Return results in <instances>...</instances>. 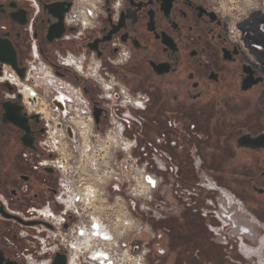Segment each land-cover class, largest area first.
<instances>
[{
  "label": "flooded vegetation",
  "instance_id": "af4514ba",
  "mask_svg": "<svg viewBox=\"0 0 264 264\" xmlns=\"http://www.w3.org/2000/svg\"><path fill=\"white\" fill-rule=\"evenodd\" d=\"M221 8L215 0H0V264H93L90 255L107 259V245H117L129 228L120 220L114 228L122 231L107 230V180L92 172L77 188L56 166L68 158L47 142L48 125H55L67 141L85 142L86 152L91 123L75 116L70 122L81 111L74 95L102 134L110 110L118 117L123 111L115 106L117 84L144 104L129 109L136 121L124 123L135 138L133 154L158 175L155 184L149 179L155 186L146 203L159 205L164 218L183 216L188 204L176 193L180 182L192 189L189 208L204 204L210 216L218 203L207 198L217 192L200 186L206 176L232 192L263 229L264 12L239 17L232 29L223 14L228 8ZM153 156L165 160V170ZM125 184L113 190L123 194ZM126 201L141 220L142 201ZM151 220L165 233L151 225L147 255L167 254L173 264L176 225ZM247 230L245 236L252 234ZM245 236L239 249L252 259L260 239L251 246Z\"/></svg>",
  "mask_w": 264,
  "mask_h": 264
},
{
  "label": "built area",
  "instance_id": "2783aa9c",
  "mask_svg": "<svg viewBox=\"0 0 264 264\" xmlns=\"http://www.w3.org/2000/svg\"><path fill=\"white\" fill-rule=\"evenodd\" d=\"M232 3H234V8H231V10L233 9V12H237L239 14V16L233 15V12H229L230 8H228L229 10L227 11V15L228 17V22H229V26L234 29V24L239 20V17L246 15L247 13L253 12V11H262L264 12V0H231ZM236 7V8H235ZM64 85V90L68 91V92H75V94H77V91L72 89L71 87H67V84L63 83ZM107 87L109 88L108 91V95L107 97L109 99L112 98V89H113V85L112 84H108ZM116 92L118 93V100L115 103V106H119V108L123 109V111L120 113L119 117L118 115L115 114V112L113 110H110L109 112V126L106 128V130L104 131V135L103 137H105V142L102 145L103 147L101 148H97L96 152L97 154H95L94 156L88 157L87 151L84 152V149H82L83 151H79V156L78 159L74 158V154L72 152L67 153L65 155V153L67 152V147L69 149V145L70 142L67 141L64 137H62L63 133L62 131L57 128V126L55 125H48V129H47V142H48V147L56 152H61L60 156L62 155V158L65 159H69L70 160V164L68 163V159L66 161H62V160H58L56 163V166L62 170L63 172H69L72 177L75 179V184L76 187L78 188L79 185L83 184V178L85 177L84 175L87 174V172L92 173L95 172L96 173V165L98 163V160H100V162H102L104 159H106V166H108L107 164L111 161L112 159V155L108 152L109 146H107V144L111 145L115 150V152H121V154H123L122 156L123 158V162H124V166L122 167L123 169V175H121V179H127L129 181V178L132 179L135 182V188H132V196L134 197V195L140 197V195H137V193L139 192V190H141V187L147 186V192L142 194L141 196L145 198V201L142 203H146L148 201H150L153 190H154V184H155V180L156 175L154 172H152L149 168H148V163L149 160H146L145 162H143L141 164V168L137 167V162L139 163V158L136 157L133 154V149L135 147V138L134 135L132 134V137H129L128 135L125 134V123H124V118L125 119H133V120H137L136 118H134L131 114L129 109H135V110H141L144 107L143 104V100L139 97V95H135L133 93H131L127 87H125L124 85L121 84H117L116 86ZM78 98V104H79V108L80 110H77V108L75 109V111L72 113V116L70 117V122L72 120V117L75 116V118L77 119H81L84 122H90L91 123V132H90V136H93L97 139V141L100 140L101 137V133H98L96 131H94L93 126H92V119L91 116L89 115L88 112H85V109L87 107L84 99H80V96L78 95H74ZM89 136V139L91 138ZM88 139V142H89ZM102 141V140H101ZM80 145H82L79 142ZM83 146V145H82ZM90 148V146H89ZM88 148V149H89ZM65 150V153H63V151ZM62 150V151H61ZM100 150V151H98ZM71 157V158H69ZM95 158V165L92 162V160ZM115 162V161H114ZM153 162L154 164L157 166L158 169L160 170H165V160L160 158V157H156L153 156ZM136 168H135V166ZM95 166V167H93ZM98 166V165H97ZM127 166V167H126ZM125 168L126 171H125ZM148 168V169H147ZM87 170V171H83ZM94 170V171H91ZM135 171V175H129V178L126 177V175L129 173V171ZM147 172V173H146ZM97 174V173H96ZM114 174L116 175V177H113L116 180V185L119 184L121 185L123 183L122 180L119 179V176L121 174L120 171L115 172ZM141 174V176H144V178H142L141 183H139L140 179L138 180V175ZM98 176V174H97ZM106 177L107 175H105L104 179L106 181ZM86 178V177H85ZM153 180L154 184L151 185V181ZM79 184V185H78ZM110 185V182L108 183ZM142 185V186H141ZM200 186L205 188L208 191H213V192H217V197H216V202L218 203L219 207H221V210L216 211L215 209L212 210V216L216 217L219 222H220V226L221 228H223L224 226L228 227V226H238V230H239V240L242 241V235L243 234V229H248V227H246L243 224L242 220H247V219H251V221H255V219L252 216H248L246 214V211L243 209L242 203L240 202V200L234 196V194L232 192H230L229 190L225 189L223 186H218L215 182H213L211 179H209L206 176H203L201 181H200ZM130 193V192H129ZM189 194V193H188ZM212 198H207V202L212 204ZM221 201V202H220ZM151 204V203H150ZM129 207V205H128ZM154 209H152L153 215L157 214V211H159L156 207H153ZM123 209H126V211H130L127 209V207L125 206V208L123 207ZM131 213V211H130ZM206 213H204L203 215H205ZM131 216V214H129ZM237 215L239 217H237ZM248 217V218H247ZM122 218H117L116 221L121 220ZM136 219V218H135ZM242 219V220H241ZM108 220V219H107ZM137 221V219H136ZM130 222V221H129ZM133 221L130 222L129 225H132ZM138 224H140V221H138ZM147 226V225H146ZM109 223L107 222V230L109 229ZM215 229L217 231H215ZM113 233L118 234V232L122 231L119 230L118 232H116V229L114 230V226L112 227ZM212 230V229H211ZM213 231L216 232L217 236L222 237L223 241H219L220 243H222L223 245H227V240L225 237V235L221 234V230L217 229V228H213ZM249 231V229L247 230ZM263 231H264V227H263ZM123 232V231H122ZM120 236H122V234H120ZM120 236L117 238V246H118V239L120 238ZM237 236V237H238ZM242 236V237H241ZM78 246V245H77ZM79 246H82V244H80ZM122 246H125V243L122 242ZM137 248H134V250H136ZM117 250L120 252L121 250L117 247ZM114 249H109L108 245H107V249L105 252H112L113 253ZM121 253L122 255V259H120V261H122V264H147V250L143 249L140 253L134 252L131 249V245H129L128 247L124 248ZM91 256V257H90ZM89 257L91 258V262L93 264H108L109 262L112 264L113 262H111L110 260H105V259H101V258H94V256L90 255ZM115 256V255H112ZM116 257V256H115ZM120 261H116V262H120ZM74 263V261H73ZM77 263V261H76ZM71 264V262H70Z\"/></svg>",
  "mask_w": 264,
  "mask_h": 264
},
{
  "label": "rangeland",
  "instance_id": "374dc122",
  "mask_svg": "<svg viewBox=\"0 0 264 264\" xmlns=\"http://www.w3.org/2000/svg\"><path fill=\"white\" fill-rule=\"evenodd\" d=\"M215 1H219L221 3V11L223 9V5H225V7L230 8L229 12H233V9L231 10V8H234V3L231 2V0H215ZM223 4V5H222ZM236 8V7H235ZM224 11V10H223ZM226 11L223 12L224 16L226 19H228L227 15L225 14ZM258 13H260L259 11H253V14L258 15ZM233 15L239 16V14L237 12H233ZM262 19H264V16H261ZM105 136L104 133L101 134L100 140L97 141V139L95 137L90 138L89 139V145L90 148L87 151L88 157L94 156L95 154H97L96 150L97 148H101V144L103 145L105 142ZM102 140V141H101ZM107 146H109L108 152L112 155V159L111 161L107 164L108 166H106V159H104L102 162H100V160H98V163L96 165V173L98 174V176H100L102 179H104L105 175H107L106 180L109 183V188H108V200L109 203H107L108 206V214H107V222L109 223V227L112 228L113 226L116 225V219L117 218H122V220L125 221H133L132 225H128L129 228H126L125 231L122 232V236H120V238L118 239V248L122 251L124 248L128 247L129 245H131V249L134 252L140 253L143 249L147 250L148 248V244L151 242V240L154 237V232L155 234L158 233H165V229H162L163 227L160 226L159 224H157L155 221H152L151 219H161L160 221H162L161 223L167 226V227H173V225L177 224H182V220H183V216L181 218L179 217H174L173 218L170 216L165 217L163 216L162 213H160L159 211H157L156 215H153L152 209H154L153 207L154 204H150V203H139V207L141 210V220L136 218L135 216H133L132 212L130 213V211H126V209H123V207L125 208V206L127 207V209L129 210L128 207V203L126 201V197L131 198L132 188H135V182L129 178V175H135V171H129V173L126 175V177L129 178V181L126 182V180L121 179V175H123V169L122 167L124 166V162L123 160V154H121V152H115L113 150H115L111 145L107 144ZM69 148H71V152L75 155L74 158L78 159L79 156V151H83V146L78 143L74 144L70 142ZM64 150V149H63ZM65 150H69L68 147ZM64 150V151H65ZM100 151V150H98ZM66 155V153H65ZM142 158V157H141ZM95 159V158H94ZM147 160V159H146ZM145 159L139 161V163L137 162V167L141 168V164L143 162L146 161ZM115 161V162H114ZM135 166V165H134ZM127 167V166H126ZM136 168V166H135ZM127 168H125L126 171ZM148 169V168H147ZM94 171V170H91ZM114 171H120L121 174L119 176V179L123 181V183H127L125 184L124 188L122 191L123 194L119 193L117 190H113V185H116V180L113 177H116V175L114 174ZM88 173V172H87ZM147 173V172H146ZM97 176V175H96ZM94 180H97V177L91 176ZM158 177V175H156V178ZM93 179L91 180L93 182V184L95 185V181H93ZM179 186H177V188H175L176 193L180 196V199L184 205L188 204V207L186 206H182V207H186L187 208V212L183 213L186 214L191 220L195 219L198 223H195L194 220L193 222H191L193 225H195L196 227H199L198 232L193 231L194 234H192L193 236H198L199 235V239H201L202 244L207 243L208 241L215 247H221L220 249L218 248V250L221 251V254L219 255L220 261H218L216 263V261H211L208 260V262H206L205 264H258L259 262V258L258 255H255V252L252 251V259H246L242 256L239 246L241 245V240H239V230H238V226H224L223 228L219 227L220 226V222L219 220L214 216H209L208 214V209L209 207H197L195 208L196 210H194L193 208H189V204H192V196L189 193V189H191L190 187L187 189H184V187L182 186V184L180 182ZM79 185V184H78ZM119 185V184H118ZM96 186V185H95ZM142 186V185H141ZM189 190V191H188ZM192 190V189H191ZM130 192L129 194L127 193ZM217 194V193H216ZM204 195V194H203ZM208 195V192L205 191V195ZM210 196V195H209ZM133 197V196H132ZM217 195H214L213 198L216 199ZM133 198L136 199H140L142 202L145 201V198L140 196H136L134 195ZM123 199H125L124 203H123ZM200 200V201H199ZM214 202H216V200L213 199ZM197 202H202L201 197L197 199ZM221 202V201H220ZM104 204V203H103ZM106 204V203H105ZM210 204V203H207ZM212 205H214V203H212ZM193 207V206H192ZM215 209L216 211L221 210V207H219V205L217 207L212 208L211 210ZM207 213L206 217H202L201 214ZM131 214V216L129 215ZM181 216V214H180ZM152 217V218H150ZM237 217H239L237 215ZM137 221H136V219ZM248 218V217H247ZM182 219V220H181ZM242 220V219H241ZM119 221V220H118ZM138 221H140V224H138ZM243 224L248 227L250 233V235H242L243 237L245 236V244L251 245V246H256L257 245V241L264 235V231L263 229L259 226H257L254 222H250L249 219H245L242 220ZM190 223V222H189ZM161 224V225H162ZM147 225V226H146ZM154 230H152L151 228ZM217 228L219 230H221V234L225 235L226 240H227V245H222V243H220L221 241H223L222 237L217 236L216 232L217 231L215 229V231H213V228ZM159 229V231H158ZM212 229V230H211ZM115 230V229H114ZM119 230H122V228H120ZM248 231V232H249ZM118 232V231H116ZM177 235H175L176 237ZM238 236V237H237ZM241 236V237H242ZM180 238V237H179ZM185 239V238H183ZM213 242H212V241ZM165 240H163L164 242ZM220 241V242H219ZM122 242L125 243V246H122ZM260 244H258V247L260 248L261 251V246L263 244V241L260 240L259 241ZM220 244V245H219ZM134 246H137V249L134 250ZM162 249L165 248L163 247V245L160 246ZM256 249V247H255ZM120 251V252H121ZM119 252V251H118ZM112 253V252H111ZM227 258V260L223 257ZM149 256V255H147ZM153 258H151V260H147L148 263L147 264H164L165 262L163 261V259H165V256H168L166 254L163 255L164 258H162L161 256H159V254H157V252H154V255H152ZM147 258V257H146ZM120 261V260H118Z\"/></svg>",
  "mask_w": 264,
  "mask_h": 264
},
{
  "label": "trees",
  "instance_id": "16d2710c",
  "mask_svg": "<svg viewBox=\"0 0 264 264\" xmlns=\"http://www.w3.org/2000/svg\"><path fill=\"white\" fill-rule=\"evenodd\" d=\"M178 217L181 218L182 216L179 215ZM193 220L195 223H198L195 219ZM193 220H191L186 214H184L182 224L177 225L171 233V235L173 236L171 240L174 243L169 248L174 257L172 263L173 264H205L206 262H208V260L216 261L217 263L218 261H220L219 255L221 251L218 250V248L220 249V246L215 247L209 241L204 245V243L202 244L201 239H199V235L193 236L192 235L194 234L193 231L198 232L199 230V227H196L191 223L193 222ZM175 235L177 236L175 237ZM196 250H198L197 251L198 253L196 255L199 256L198 258L199 261L196 255L193 256V254L196 253ZM161 257L164 258L163 255ZM151 258H153V256H147V260L150 261ZM163 261L165 262L164 264L168 263L167 256H165V259H163Z\"/></svg>",
  "mask_w": 264,
  "mask_h": 264
},
{
  "label": "bare ground",
  "instance_id": "6f19581e",
  "mask_svg": "<svg viewBox=\"0 0 264 264\" xmlns=\"http://www.w3.org/2000/svg\"><path fill=\"white\" fill-rule=\"evenodd\" d=\"M229 10V9H228ZM74 125H77L78 126V124L77 123H74ZM80 126V125H79ZM84 132L85 131H87V129H83L82 128V126L80 127ZM82 131V132H83ZM83 148L85 149L86 148V146H87V144L84 142L83 144ZM101 147H103L102 145H101ZM84 152H85V150H84ZM92 162L94 163V164H92V165H95V159H93L92 160ZM93 167H95V166H93ZM83 171H87V170H84V169H82ZM90 173L88 172L86 175H84L85 177H87V175H89ZM83 178V180H87L86 178ZM140 182V181H139ZM90 186V185H89ZM145 189V188H144ZM144 192V191H143ZM146 192V191H145ZM93 196V195H92ZM89 205V204H88ZM97 210V209H96ZM122 220V219H121ZM120 221V220H119ZM122 222V221H121ZM124 224V223H123ZM118 225V224H117ZM119 226V225H118ZM125 227V226H124ZM118 228V227H117ZM115 229V228H114ZM124 229V228H123ZM111 230V229H110ZM113 231V230H112ZM108 233V232H107ZM119 234H121V232L119 233ZM123 235V234H122ZM260 240H264V235L260 238ZM259 240V241H260ZM110 243V242H109ZM260 243V242H259ZM115 245L116 244H111L110 246H109V249H114V251H113V253H111V252H107L108 253V257H107V260H110L111 262H113L112 264H122V261H120V262H116L117 260H120V259H122V253L121 252H118V250H117V248L115 247ZM117 246V245H116ZM256 254L258 255V260H259V262H258V264H264V256L263 255H261V253H260V248L257 246L256 247ZM255 254V255H256ZM112 255H115V256H112ZM252 255V254H251ZM102 259V258H101ZM106 260V259H105Z\"/></svg>",
  "mask_w": 264,
  "mask_h": 264
},
{
  "label": "water",
  "instance_id": "95a60500",
  "mask_svg": "<svg viewBox=\"0 0 264 264\" xmlns=\"http://www.w3.org/2000/svg\"><path fill=\"white\" fill-rule=\"evenodd\" d=\"M97 114H98V111H94V116H95V119L97 117ZM96 122H97V119H96ZM156 208H159V205H156ZM53 264H64V260L61 259V260H56ZM108 264H111L110 262Z\"/></svg>",
  "mask_w": 264,
  "mask_h": 264
}]
</instances>
